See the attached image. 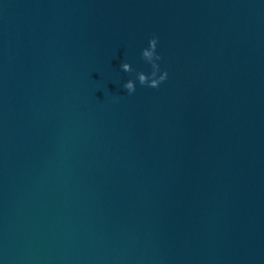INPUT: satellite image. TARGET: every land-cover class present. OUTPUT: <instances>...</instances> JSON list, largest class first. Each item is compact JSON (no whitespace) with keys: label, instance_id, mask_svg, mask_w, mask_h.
I'll use <instances>...</instances> for the list:
<instances>
[{"label":"water","instance_id":"1","mask_svg":"<svg viewBox=\"0 0 264 264\" xmlns=\"http://www.w3.org/2000/svg\"><path fill=\"white\" fill-rule=\"evenodd\" d=\"M0 264H264V0H0Z\"/></svg>","mask_w":264,"mask_h":264},{"label":"clouds","instance_id":"2","mask_svg":"<svg viewBox=\"0 0 264 264\" xmlns=\"http://www.w3.org/2000/svg\"><path fill=\"white\" fill-rule=\"evenodd\" d=\"M158 45L159 37L156 34H152L147 39L146 44L139 50L140 59L150 67L147 72L136 70L127 59L120 63V71L130 74L129 78L122 83V87L128 95L136 92L138 84L143 87L156 89L169 78L168 69L162 67L163 57L158 51Z\"/></svg>","mask_w":264,"mask_h":264}]
</instances>
